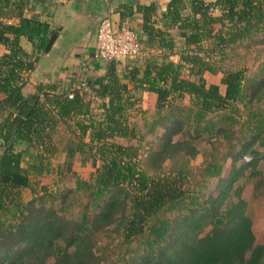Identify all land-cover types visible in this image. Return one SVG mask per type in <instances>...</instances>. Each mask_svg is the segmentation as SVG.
Segmentation results:
<instances>
[{"label": "trees", "instance_id": "16d2710c", "mask_svg": "<svg viewBox=\"0 0 264 264\" xmlns=\"http://www.w3.org/2000/svg\"><path fill=\"white\" fill-rule=\"evenodd\" d=\"M36 2L0 0V264H100L97 236L111 226L132 248L121 264H264V241H256L237 183L243 176L264 186V77L252 82L243 67L223 64L228 50L264 30V0H168L164 10L137 2L142 55L130 57L121 75L109 61L83 87L37 82L25 95L59 34ZM205 73H220L224 90ZM145 92L155 98L154 114L139 133L128 110ZM59 123L77 142L67 148V163L74 152H89L100 165L64 192H37L33 177L61 171L51 162ZM158 127L147 168L140 144L114 141L140 142ZM202 135L215 151L205 149L190 190ZM212 178L217 193L203 196ZM24 188L31 191L26 200Z\"/></svg>", "mask_w": 264, "mask_h": 264}, {"label": "rangeland", "instance_id": "374dc122", "mask_svg": "<svg viewBox=\"0 0 264 264\" xmlns=\"http://www.w3.org/2000/svg\"><path fill=\"white\" fill-rule=\"evenodd\" d=\"M142 55L140 53L138 56ZM132 57L131 59H135ZM131 59L124 58L120 60H114L110 62H115L117 73L122 74L123 66L129 62ZM98 61V60H95ZM109 61H100L102 69L108 64ZM223 64L226 68L235 69V68H244L246 77L252 81L257 82L264 77V71L262 67L264 66V30L257 34L253 39L243 40L237 44L233 49L227 51V56L223 60ZM105 72V70H104ZM207 82L217 83L221 91L224 90L223 85L220 83L221 74H210L205 73L204 75ZM84 83V82H83ZM82 83V84H83ZM255 83V85L257 84ZM82 84L78 85L75 88L83 87ZM247 91H250L247 87ZM135 93V92H134ZM139 96V92H137ZM154 101L155 98L149 95L148 93L140 95L139 105H134L128 110L131 122L136 127L139 133L145 132L143 127L144 118H151L154 114ZM179 100H174L178 103ZM183 103H187V97L182 100ZM164 111L166 109L164 108ZM95 112H98L95 110ZM183 130L185 128L183 127ZM163 129L158 127L156 132L153 134H146L142 141L137 142L135 139L127 141L124 138H115L114 141L123 143V144H140V160L143 168H147L145 162V157L147 152L150 150V147L156 142L158 137L162 134ZM183 132V131H182ZM180 134L175 135L174 138L179 137ZM52 138L54 143L57 145L58 152L51 157V162L53 165H59L61 168L60 173L57 171L42 175L40 177H33L35 183V188L37 192L42 191H58L64 192L66 189H69L74 186L75 176L81 178H87L90 172L94 171L95 166L100 165V160L95 161V166L93 165V158L89 152H74L70 164L67 163V148L69 146H75L76 140L74 139L73 134L68 131V129L61 123H59L53 133ZM214 138H209L212 140ZM207 135H202L196 140V146L200 150L195 158L190 161V166L192 168L194 177L191 181L187 183V188L190 190L195 188L198 177L196 175L199 167L203 163L205 157V149H208L210 152H214L215 149L213 146H210ZM17 148H25L26 143H18ZM228 164V163H227ZM226 164V165H227ZM238 164V162H237ZM259 169H264V160L259 163ZM228 166V165H227ZM59 169V168H58ZM215 179H210L207 181L206 186L201 190V194L204 196L208 191H213L217 193L215 188ZM236 183V182H235ZM238 184L243 186L242 197L247 203V212L252 218L253 229L256 235V241H264V186L257 187L256 178H246L241 177L238 181ZM41 186H44L41 188ZM45 186L47 188H45ZM31 197V191L29 188L22 189V198L28 199ZM51 203L47 202L46 206H49ZM54 205H57V200L53 202ZM70 215L76 216L77 214V204L71 209ZM72 215V216H73ZM110 230H105L97 236V246L99 254H102V262L100 264H121V258L123 256L128 257L133 254L131 252V247H126L122 243L120 236H117L113 226L109 228ZM135 247V245H133ZM53 259L50 258L49 262H52Z\"/></svg>", "mask_w": 264, "mask_h": 264}, {"label": "crops", "instance_id": "0c3cea01", "mask_svg": "<svg viewBox=\"0 0 264 264\" xmlns=\"http://www.w3.org/2000/svg\"><path fill=\"white\" fill-rule=\"evenodd\" d=\"M155 1L164 10L168 0H37L35 11L40 17L59 28L57 39L51 50L43 54L36 68L29 75V82L23 87V94L33 92L34 84L45 81H60L68 88H75L85 79L104 73L100 61L93 59L97 47L96 30L103 17H110L118 24L128 19L130 27L143 37L140 30V14L136 3ZM26 51L30 43L21 38ZM146 94V92L144 93ZM22 144V142H20Z\"/></svg>", "mask_w": 264, "mask_h": 264}, {"label": "built area", "instance_id": "2783aa9c", "mask_svg": "<svg viewBox=\"0 0 264 264\" xmlns=\"http://www.w3.org/2000/svg\"><path fill=\"white\" fill-rule=\"evenodd\" d=\"M96 41L94 60L113 61L135 57L139 54L138 35L130 27L126 18L116 24L110 17H103L97 26Z\"/></svg>", "mask_w": 264, "mask_h": 264}]
</instances>
